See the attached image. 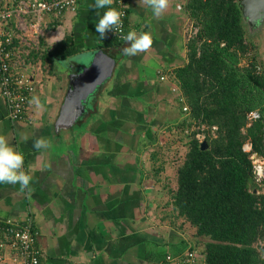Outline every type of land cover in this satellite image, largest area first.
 Returning <instances> with one entry per match:
<instances>
[{"label":"crops","instance_id":"obj_1","mask_svg":"<svg viewBox=\"0 0 264 264\" xmlns=\"http://www.w3.org/2000/svg\"><path fill=\"white\" fill-rule=\"evenodd\" d=\"M92 2L79 0L76 11L46 16L39 46L17 65L32 78L29 99L38 95L40 109L28 102L14 120L0 91V134L19 146L34 177L31 194L0 184V220L32 224L40 264H166L167 256L194 248L188 234L195 230L173 214L174 190L164 181L171 174L166 149L177 145L191 121L174 72L189 63L188 42L199 28L187 11L190 0H170L159 19L129 0L127 32L150 29L154 36L147 53L129 57L124 40L115 49L107 46V34L99 39ZM260 33L264 72V23ZM65 41L77 50L66 58L68 67L49 54ZM99 52L117 56L113 75L72 123L62 116L71 75L88 64L78 58ZM41 136L51 137L52 149L33 148Z\"/></svg>","mask_w":264,"mask_h":264},{"label":"trees","instance_id":"obj_2","mask_svg":"<svg viewBox=\"0 0 264 264\" xmlns=\"http://www.w3.org/2000/svg\"><path fill=\"white\" fill-rule=\"evenodd\" d=\"M187 11L199 31L188 42L189 63L174 72L191 121L170 199L173 214L207 239L205 264H264V181L255 182L251 152L244 150L251 143L264 156L262 64L249 54L238 0H190ZM107 40L109 47L122 46L123 40ZM75 53L69 41L49 52L61 60ZM245 58L249 62L242 66ZM252 111L261 119L248 126ZM200 134L206 136L205 149Z\"/></svg>","mask_w":264,"mask_h":264},{"label":"built area","instance_id":"obj_3","mask_svg":"<svg viewBox=\"0 0 264 264\" xmlns=\"http://www.w3.org/2000/svg\"><path fill=\"white\" fill-rule=\"evenodd\" d=\"M78 5L79 0H15L7 4L0 2V91L8 104L12 119L24 116L29 97L35 91L32 78L21 70V66L25 65L24 56L29 55L28 50L37 49L44 37L43 23L46 16L76 11ZM114 7L126 13L123 17L125 34L129 0H114ZM107 36L110 39H118L117 34L112 31H109ZM20 63L22 64L19 68L17 65ZM165 79L164 75L161 76V80ZM260 119L259 111L250 112L248 126ZM198 137L203 142L206 138L204 134ZM244 150L251 152L253 177L255 182L262 186L264 156L253 152L251 143H246ZM32 227L30 222L0 220V264H40L37 232H33ZM165 263L205 264L200 251L192 249L177 256H167Z\"/></svg>","mask_w":264,"mask_h":264},{"label":"clouds","instance_id":"obj_4","mask_svg":"<svg viewBox=\"0 0 264 264\" xmlns=\"http://www.w3.org/2000/svg\"><path fill=\"white\" fill-rule=\"evenodd\" d=\"M139 6L151 9L154 18H161L170 7V0H138ZM114 0H93L89 9H96L100 19L96 23V32L99 39L103 40L109 31L117 34L118 39L126 42L127 47L123 53L129 57H135L141 53H147L154 44V36L148 31L129 30L124 34L123 17L125 11L114 7ZM105 9L103 14L99 10ZM63 63V61H61ZM29 104L36 109L42 107L40 97L33 95L29 99ZM53 147L51 137L41 136L33 139V148L37 151L50 150ZM34 177L31 174V167L25 168L24 153L18 145H13L5 134H0V184L19 185L21 193L31 194V183Z\"/></svg>","mask_w":264,"mask_h":264},{"label":"water","instance_id":"obj_5","mask_svg":"<svg viewBox=\"0 0 264 264\" xmlns=\"http://www.w3.org/2000/svg\"><path fill=\"white\" fill-rule=\"evenodd\" d=\"M238 5L250 32L263 26L264 0H238ZM116 61L117 56L99 52L86 62L88 64L83 66L80 72L71 75L68 102L62 112L63 117H69L73 123L77 117L87 112L90 100L112 77ZM207 145V142H203L202 149Z\"/></svg>","mask_w":264,"mask_h":264},{"label":"rangeland","instance_id":"obj_6","mask_svg":"<svg viewBox=\"0 0 264 264\" xmlns=\"http://www.w3.org/2000/svg\"><path fill=\"white\" fill-rule=\"evenodd\" d=\"M260 28L259 27L258 29H255L253 31V33L251 34L249 32V27L248 25H245V29H246V39H247V42L250 44V48H251V51L249 52V54H257L258 55V60L260 61V43H259V38H260ZM88 56V55H87ZM249 57V56H247ZM78 60H84V61H88L89 60V56L88 57H81V58H78ZM79 62V61H78ZM242 66H246L247 61L246 58L245 60L242 61ZM69 62L68 60L64 61L62 63V65H64L65 67H68ZM108 84V83H107ZM180 132V137L181 139H179L177 142V145L176 143L173 144L172 146H170L171 148V151H169V149L167 148V152H169L171 154L170 155H166V158H167V167L169 171H171V174H166V181H164V183L168 186L169 189L171 190H177L178 188V178L177 175H176V169L177 167L181 166L183 163H184V160H185V157H186V154H187V151H188V147L187 145H185V131H179ZM179 141H181L179 143ZM169 156V157H168ZM169 179V180H168ZM171 194H172V191H171ZM191 230V229H190ZM189 237H192L191 238V241H193V247L197 248L199 251H202L204 249V243L207 241V239H204L202 237H197L195 236V234H193V231L191 233L188 234Z\"/></svg>","mask_w":264,"mask_h":264}]
</instances>
